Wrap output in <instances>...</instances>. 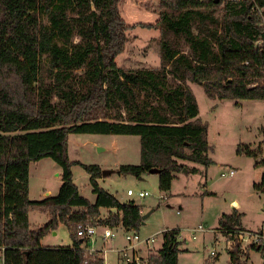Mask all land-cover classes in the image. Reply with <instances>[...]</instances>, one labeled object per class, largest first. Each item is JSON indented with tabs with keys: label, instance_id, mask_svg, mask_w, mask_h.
Here are the masks:
<instances>
[{
	"label": "trees",
	"instance_id": "16d2710c",
	"mask_svg": "<svg viewBox=\"0 0 264 264\" xmlns=\"http://www.w3.org/2000/svg\"><path fill=\"white\" fill-rule=\"evenodd\" d=\"M119 1L0 0V183L8 186L0 198L3 264H104L102 256L86 254L82 244L89 239L76 234V225L137 231L143 223L141 206L99 185V165L69 159V134L139 136V162L115 170L141 176L159 168L158 187L167 192L175 172L197 171L181 161L211 163L208 124L188 81L201 83L210 98L264 100V0H158V20L143 26L159 28L160 65L130 68L115 61L128 28ZM236 151L256 153L249 146ZM44 157L61 167V183L55 195L31 200L28 166ZM74 163L90 175L94 202L73 182ZM254 188L264 197V173ZM100 208L117 211L99 218ZM29 210L49 220L31 228ZM240 217L223 214L217 229L240 227ZM60 223L71 246H42ZM179 235L178 228L163 230L161 247L144 264H178ZM230 261L246 264L237 250Z\"/></svg>",
	"mask_w": 264,
	"mask_h": 264
},
{
	"label": "rangeland",
	"instance_id": "374dc122",
	"mask_svg": "<svg viewBox=\"0 0 264 264\" xmlns=\"http://www.w3.org/2000/svg\"><path fill=\"white\" fill-rule=\"evenodd\" d=\"M119 11L128 25L127 42L115 61L119 67H157L160 65L158 0H120ZM187 50V49H186ZM199 106V117L208 124V142L211 149L208 165L190 160L181 161L196 172H175L171 188L159 190V174L144 172L141 176L122 174L118 171L97 179L99 185L115 195L121 202L134 201L144 213L154 208L138 232L141 240L153 237L151 244L140 243L141 256L156 251L162 245V231L178 228V264H228L227 241L219 228L218 220L223 214L237 211L241 214L240 227L253 229L264 221V197L254 188L264 173V100L219 99L208 97L198 81H188ZM71 161L96 164L101 169H117L121 164H137L140 159V140L137 135L71 133L67 142ZM238 146H249L255 155L237 153ZM234 170L232 176H222V171ZM73 182L81 195L95 201L90 175L79 163L71 166ZM61 167L50 157L29 163L27 197L39 200L45 193L55 195L61 183ZM10 174V173H9ZM131 189L133 195H128ZM8 191L6 182L0 183V198ZM139 191L147 192L144 197ZM18 198L16 202H18ZM27 219L31 228L45 224L49 217L40 210H29ZM202 224L207 230L192 237V229ZM96 233L90 237L84 251L87 255L102 256L104 264H129L119 258L118 249L128 245L127 231L120 224L105 228L94 225ZM109 229L111 237L104 238ZM45 246H68L71 238L67 227L60 223L56 230L41 240ZM86 243L83 244L85 246ZM91 251V253L89 251ZM214 251L215 255L210 252ZM98 252V253H97ZM0 264L2 249H0ZM247 264H258L257 255L250 254Z\"/></svg>",
	"mask_w": 264,
	"mask_h": 264
},
{
	"label": "built area",
	"instance_id": "2783aa9c",
	"mask_svg": "<svg viewBox=\"0 0 264 264\" xmlns=\"http://www.w3.org/2000/svg\"><path fill=\"white\" fill-rule=\"evenodd\" d=\"M255 7L259 9V7L255 4ZM262 25H264V18H262ZM234 174V170L230 169L227 172L222 171V176H232ZM128 195H133V191L131 189L127 190ZM138 196L144 197L147 195V192L139 191ZM131 230H127L126 239L128 241V245L122 249H118L116 252L119 254V258L124 259L129 264H144V260L146 256H141L140 250L138 249V245L142 242L146 245L151 244L154 240L153 237L146 238L141 240L138 232L130 233ZM192 237L196 238V233L207 231L202 224H199L197 227L192 230ZM215 233H222L224 238L227 241L226 249L229 254V262L230 256L237 250L239 257L245 260L246 264L250 259V254L255 253L257 255V263L264 264V221L253 229H245L242 227H235L232 229H228L220 231L218 229H214ZM96 233V228L94 225L89 223H78L76 225V234L81 237L90 238ZM112 232L109 229H105L103 232V237L108 238L111 237ZM89 251V250H87ZM91 253V251H89ZM211 255H215L214 251L210 252Z\"/></svg>",
	"mask_w": 264,
	"mask_h": 264
},
{
	"label": "water",
	"instance_id": "95a60500",
	"mask_svg": "<svg viewBox=\"0 0 264 264\" xmlns=\"http://www.w3.org/2000/svg\"><path fill=\"white\" fill-rule=\"evenodd\" d=\"M116 170L115 169H101V175L102 177H105L106 175L110 174V173H113L115 172ZM150 173H159L160 172V169L159 168H150L148 170ZM183 172L185 173H188V170L186 168H183L182 169ZM111 211H114L116 212V208H111L110 209ZM154 210V208L148 210L147 212L143 213L141 218H142V222L144 223L145 222V219L151 214V212Z\"/></svg>",
	"mask_w": 264,
	"mask_h": 264
},
{
	"label": "crops",
	"instance_id": "0c3cea01",
	"mask_svg": "<svg viewBox=\"0 0 264 264\" xmlns=\"http://www.w3.org/2000/svg\"><path fill=\"white\" fill-rule=\"evenodd\" d=\"M47 195H49V192H46L45 193V196H47ZM115 196V195H114ZM116 197V196H115ZM117 198V197H116ZM118 199V198H117ZM119 200V199H118ZM120 201V200H119ZM109 211H111V210H109V209H107V208H100V216H99V218H105V217H107L108 216V212ZM141 212L142 213H144V211H143V208H141ZM97 226H101V225H97ZM104 228L106 227V226H103ZM90 239V238H89ZM72 244V243H71ZM71 244L70 245H68V246H71ZM41 245L42 246H45V245H43L42 244V242H41ZM49 246V245H48ZM82 246H83V244H82ZM86 246H87V243H86V245L85 246H83L84 248H86ZM51 247H53V246H51ZM55 247V246H54ZM151 251V250H150Z\"/></svg>",
	"mask_w": 264,
	"mask_h": 264
}]
</instances>
